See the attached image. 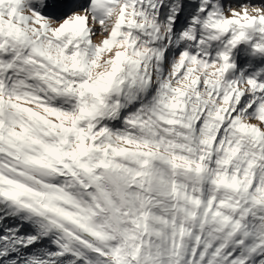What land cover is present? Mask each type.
<instances>
[{"label":"snow or ice","instance_id":"obj_1","mask_svg":"<svg viewBox=\"0 0 264 264\" xmlns=\"http://www.w3.org/2000/svg\"><path fill=\"white\" fill-rule=\"evenodd\" d=\"M0 264H264V0H0Z\"/></svg>","mask_w":264,"mask_h":264}]
</instances>
